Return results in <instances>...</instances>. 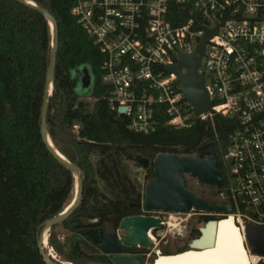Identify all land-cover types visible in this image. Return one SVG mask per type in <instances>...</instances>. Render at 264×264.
I'll use <instances>...</instances> for the list:
<instances>
[{
  "label": "trees",
  "instance_id": "16d2710c",
  "mask_svg": "<svg viewBox=\"0 0 264 264\" xmlns=\"http://www.w3.org/2000/svg\"><path fill=\"white\" fill-rule=\"evenodd\" d=\"M31 1L54 18L58 32L46 129L82 179L80 202L60 223L70 237L60 242L54 225L48 244L71 264H113L86 232H115L125 217L149 216L142 209L144 188L130 177L126 163L138 164L137 156L147 159L145 179L149 181L155 177L158 154L212 152L225 177L220 156L236 123L216 115L189 129L176 130L163 119L153 133L130 131L125 116L110 109L111 88L102 81L104 55L77 24L71 0ZM51 44L43 14L19 0H0V264H46L38 249L40 234L74 197L71 169L52 154L41 134ZM81 68L92 78L84 94L77 90ZM82 97L95 100L92 108ZM75 122L83 128L73 134Z\"/></svg>",
  "mask_w": 264,
  "mask_h": 264
},
{
  "label": "built area",
  "instance_id": "2783aa9c",
  "mask_svg": "<svg viewBox=\"0 0 264 264\" xmlns=\"http://www.w3.org/2000/svg\"><path fill=\"white\" fill-rule=\"evenodd\" d=\"M71 2L77 24L104 55L102 81L111 88L110 109L125 116L130 131L153 133L163 119L176 130L216 115L236 123L222 155L227 176L217 193L220 206L229 205L231 213L192 209L184 215L198 212L232 218L242 232L246 226L263 227L264 0ZM206 31L213 33L198 73L211 107L195 115L177 76L165 66L178 61L180 50L192 55ZM119 108L125 112L120 114ZM152 217L162 225L168 223ZM115 233L122 232L117 228Z\"/></svg>",
  "mask_w": 264,
  "mask_h": 264
},
{
  "label": "water",
  "instance_id": "95a60500",
  "mask_svg": "<svg viewBox=\"0 0 264 264\" xmlns=\"http://www.w3.org/2000/svg\"><path fill=\"white\" fill-rule=\"evenodd\" d=\"M23 4L37 10L45 16L49 26L50 22L53 26L51 44L50 66L46 78V86L44 91L42 115H41V134L43 139L52 152V154L69 169H71L74 177V172L78 174V187L74 192L73 201L60 215L53 220L47 222L44 230L40 234L38 249L46 264H54L49 251L44 252L45 248V233L49 232L54 225L64 221L72 211L78 206L82 195V179L79 177V169L71 164L63 155L53 150L47 141L49 134L46 129V115L49 98L52 95V71L55 64L58 32L54 18L44 9L39 8L33 1L19 0ZM211 31H206L205 36L200 41L197 49L192 55H186L181 50L179 58L175 64L165 66V70L173 72L177 76L180 90L185 100L192 106L195 115H200L208 111L211 107L209 96L204 87V78L198 73L201 59L204 54V47L207 40L212 36ZM182 69L186 72L182 73ZM85 74L80 78L77 90L83 94L87 92L92 84L91 75L87 69L81 68L77 72ZM118 112L123 114L125 110L119 108ZM80 128H83L81 123L75 122ZM50 138V137H49ZM72 156V151L67 150ZM138 164L146 169L149 165L147 159L137 156ZM155 177L147 181L143 190L142 209L146 213H182L188 214L192 209L207 213H223L230 214L231 207L229 205L216 206L210 205L206 200L198 196L194 191L187 188L185 176L195 179L198 185L220 187L223 185V176L217 156L214 153H208L205 156H177L173 154H158L154 160ZM75 182V180H74ZM229 221L226 219H214L206 223L205 227L200 229L201 235L194 239L190 247L194 250L203 248H215L219 226L223 222ZM235 229L239 231L242 237L241 250L246 256L254 255L264 257V226H246L242 232L234 223ZM163 225L159 218L152 216H134L123 218L118 226L121 234L115 232L102 233L101 230L91 229L86 234L92 239L95 245L99 246L102 254L111 256L113 264H150L147 263L144 255L135 254L136 250H152L154 243L148 236L149 231L161 229ZM204 252V251H203ZM189 253H202V251H187L173 256H162L158 253V257L152 264H156L160 259L176 258ZM249 264V263H248Z\"/></svg>",
  "mask_w": 264,
  "mask_h": 264
},
{
  "label": "rangeland",
  "instance_id": "374dc122",
  "mask_svg": "<svg viewBox=\"0 0 264 264\" xmlns=\"http://www.w3.org/2000/svg\"><path fill=\"white\" fill-rule=\"evenodd\" d=\"M81 100L84 102H87L89 104V107L92 108L95 100L90 97H82ZM73 134H76V130H72ZM222 155L223 152L221 153L220 156V161L223 164V172L224 176L226 177V171L224 169V162H222ZM127 168L128 172L130 174V177L132 179H135L143 188L147 183V180L145 179V174H146V169H143L140 165L135 164L133 161H128L127 163ZM186 183H187V188L190 190L194 191L198 196L206 200L208 203H220L218 201L217 193L219 191L218 187H211V186H203V185H198L195 179H192L189 176H185ZM157 215L159 217H167V219L164 220L168 221L167 227L164 229H156L151 231L152 235L154 237V246L155 250H164L165 252L168 253H174L177 252L183 248H186L187 246H190L194 239V233H192L189 236V232H194L196 228H203L205 227L206 223L201 221H197L195 218L196 217H189L188 215L184 214H153L149 213V216H154ZM188 219V228H185L182 225H179L180 219ZM177 225V227L174 229V227H171L170 224ZM55 232L57 235V239L60 240V242H65L66 238L70 237L71 233L66 230L61 224H58L55 228ZM85 250V246L82 247ZM48 252V251H47ZM54 252V251H53ZM146 259L149 258L148 255L150 254V250H146ZM56 259L55 261L58 262L59 264H71L66 262L62 257L58 256L54 252ZM155 256H151L149 258V261L147 260V263H150V260H154Z\"/></svg>",
  "mask_w": 264,
  "mask_h": 264
},
{
  "label": "bare ground",
  "instance_id": "6f19581e",
  "mask_svg": "<svg viewBox=\"0 0 264 264\" xmlns=\"http://www.w3.org/2000/svg\"><path fill=\"white\" fill-rule=\"evenodd\" d=\"M50 29L52 34L53 26L51 22ZM47 141L53 150L60 153L49 137H47ZM74 180L73 196L78 187L79 178L77 172H74ZM170 226L174 227V229L177 227V225H174L173 223L170 224ZM148 236L154 243L155 240L152 232H149ZM241 240L242 237L239 235V231L233 227L232 218H230L229 221L220 224L215 248L213 250H207L202 253H189L176 258L160 259L156 264H251L252 262H259V258L257 256H248L247 254L245 256L243 254L241 250ZM44 242V248L49 251L50 256H52L55 260L56 256L48 244V232L45 233Z\"/></svg>",
  "mask_w": 264,
  "mask_h": 264
},
{
  "label": "flooded vegetation",
  "instance_id": "af4514ba",
  "mask_svg": "<svg viewBox=\"0 0 264 264\" xmlns=\"http://www.w3.org/2000/svg\"><path fill=\"white\" fill-rule=\"evenodd\" d=\"M223 162V161H222ZM220 164V163H219ZM221 165H223L222 163H221ZM221 167V166H220ZM223 167V166H222ZM218 201L220 202V200H219V198H218ZM208 204H210V205H216V206H220V203H218V204H216V203H208ZM160 214H168V213H162V212H160ZM189 217H196L195 219L197 220V221H199V222H201V219L203 218V217H211L212 218V220H214V219H219V217L218 216H216V215H208V214H200V213H198V212H196V213H194V214H192V215H190ZM166 220L167 219V217H165V216H163L161 219L162 220H164V219ZM180 219V223H179V225H182L183 223H185V224H183V226L185 227V228H188V219H182V218H179ZM164 220V221H165ZM165 227H167V223H165V224H163V227L161 228V229H164ZM200 229L201 228H196L195 230H193L194 232H189V236L192 234V233H194V239H196V238H198L200 235H201V233H200ZM193 239V240H194ZM207 251V250H210V248H203V249H200V250H194V249H192L190 246H187L186 248H183V249H181V250H179V251H177V252H174V253H168V252H165L164 250H155V246H154V248L152 249V250H150V254L148 255V257L150 258L151 256H155V259L158 257V253L160 254V255H162V256H173V255H176V254H179V253H183V252H187V251ZM135 254H141V255H144L145 257H146V252L144 251V250H136V253ZM149 258H147L146 259V261L148 260L149 261ZM154 259V260H155ZM154 260H150V264H152L153 262H154ZM251 264H264V258H262V259H260L259 260V262H252Z\"/></svg>",
  "mask_w": 264,
  "mask_h": 264
},
{
  "label": "crops",
  "instance_id": "0c3cea01",
  "mask_svg": "<svg viewBox=\"0 0 264 264\" xmlns=\"http://www.w3.org/2000/svg\"><path fill=\"white\" fill-rule=\"evenodd\" d=\"M84 74H85L84 72L80 71V76H81V77H82ZM81 77H80V78H81Z\"/></svg>",
  "mask_w": 264,
  "mask_h": 264
}]
</instances>
